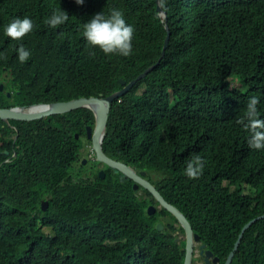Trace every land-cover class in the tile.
I'll return each mask as SVG.
<instances>
[{
  "label": "trees",
  "instance_id": "trees-1",
  "mask_svg": "<svg viewBox=\"0 0 264 264\" xmlns=\"http://www.w3.org/2000/svg\"><path fill=\"white\" fill-rule=\"evenodd\" d=\"M160 6L165 20L157 0H0V108L107 97L159 60L168 26L160 65L110 106L103 151L145 172L224 264L243 227L264 215V146L249 145L253 130L264 137V0ZM113 8L134 29L127 56L83 37L92 14ZM54 11L66 20L50 26ZM25 15L32 30L5 35L3 27ZM20 46L30 52L24 62ZM233 77L248 89H231ZM253 96L256 124L247 116ZM94 123L86 108L0 120V264H184L185 240L173 235L184 231L172 214L119 171L104 166L100 178L98 167L85 168ZM193 155L203 162L194 178L184 171ZM232 264H264V219L246 230Z\"/></svg>",
  "mask_w": 264,
  "mask_h": 264
},
{
  "label": "water",
  "instance_id": "water-1",
  "mask_svg": "<svg viewBox=\"0 0 264 264\" xmlns=\"http://www.w3.org/2000/svg\"><path fill=\"white\" fill-rule=\"evenodd\" d=\"M157 10L161 19L165 20L167 15L166 12L160 6V0H157ZM166 30L167 37L165 39L164 46L161 52V57L159 58V60L154 65L146 69L136 79L132 80L130 83L127 84L124 80H120V84L123 87L121 90L114 92L113 94L107 97H83L66 102H55L49 104L42 103L31 105L28 107L16 106L11 108H0V120L4 121L5 123H9L10 121L31 122L41 120L43 118H48L54 115L66 114L80 108H86L91 110L95 118V123L93 127H87L86 134L87 139L91 142V149L95 155V160L98 163H102L107 167L119 171L120 173L128 177L130 180H132L134 183V191H138L140 187L147 190L158 203V209H166L170 214L175 217L178 222V225L184 231V264H193V261L197 257L202 258L203 264H220L219 257L215 256L214 253L211 250L207 249L206 245L201 242L200 236L194 232L193 227L187 217L177 207L168 203L165 198L159 193L156 187L151 182L145 179V172L142 171L138 173L133 167L121 161L111 159L103 151V141L107 131L110 106L115 100L127 94L133 88L134 85H136L140 80L144 79L151 71H153L160 65L161 60L166 55V50L170 39V31L168 26H166ZM1 90H3L2 85H0V91ZM10 95L11 94L8 93V96ZM40 108L41 110H38ZM76 138H78V135H76ZM86 161L87 160H83V164H85ZM99 177L105 178L106 172L104 170H100ZM48 206L49 202L45 201L42 204V209L46 210ZM155 211L156 208L153 205L149 206L147 210L149 215H152ZM261 219H264V215L251 220L243 227L239 238L235 242L233 250L230 252L224 264H232L235 252L238 250L241 244L244 233L254 223ZM157 229L162 230L163 225L158 224ZM179 240L180 239L177 238L175 241L179 242Z\"/></svg>",
  "mask_w": 264,
  "mask_h": 264
},
{
  "label": "clouds",
  "instance_id": "clouds-1",
  "mask_svg": "<svg viewBox=\"0 0 264 264\" xmlns=\"http://www.w3.org/2000/svg\"><path fill=\"white\" fill-rule=\"evenodd\" d=\"M85 0H76L77 4H83ZM66 20L63 11H54L47 19L50 26H56ZM33 28L32 19L25 15L12 19L3 27L5 35L19 39L29 33ZM133 26L127 23L123 13L113 8L107 15L103 11L96 12L83 25V37L91 45L99 47L105 54L118 53L127 56L132 50ZM17 58L24 62L30 55L28 49L23 46L17 48ZM257 98L250 97L247 103V116L250 124H256L254 119L256 115ZM249 140V145L255 148L264 146V137L259 132H255ZM203 168L202 158L199 155H193L186 161L184 169L189 177H197Z\"/></svg>",
  "mask_w": 264,
  "mask_h": 264
},
{
  "label": "rangeland",
  "instance_id": "rangeland-1",
  "mask_svg": "<svg viewBox=\"0 0 264 264\" xmlns=\"http://www.w3.org/2000/svg\"><path fill=\"white\" fill-rule=\"evenodd\" d=\"M231 80V89H235V88H238L242 91H246L248 89L247 85L243 82H240L238 81L235 77H233L232 79H229ZM174 100V97L172 96V101ZM84 156H82V160H87L86 163L84 164L85 165V168H87L89 165L91 167H99L101 169L104 168L105 165H103L102 163H96L95 164V155L94 153L92 152V149H91V143L88 141L86 142L85 144V148H84ZM91 161L92 164H89V162ZM79 171H82L80 167H77L75 169V172H79ZM86 171V169H83V173ZM90 171V169H89ZM141 194V192L139 193ZM177 227L179 225H176ZM45 232H47V230H45ZM174 236H176L177 238L181 240H184V233H182L181 231H177L176 233L173 234ZM197 264H203V260L201 257H197L196 258V261H195Z\"/></svg>",
  "mask_w": 264,
  "mask_h": 264
},
{
  "label": "flooded vegetation",
  "instance_id": "flooded-vegetation-1",
  "mask_svg": "<svg viewBox=\"0 0 264 264\" xmlns=\"http://www.w3.org/2000/svg\"><path fill=\"white\" fill-rule=\"evenodd\" d=\"M78 137H79V136H78ZM82 151H84V150L82 149ZM98 168H99V167H98ZM100 170H104V169L99 168V171H100ZM99 171H98V172H99Z\"/></svg>",
  "mask_w": 264,
  "mask_h": 264
},
{
  "label": "bare ground",
  "instance_id": "bare-ground-1",
  "mask_svg": "<svg viewBox=\"0 0 264 264\" xmlns=\"http://www.w3.org/2000/svg\"><path fill=\"white\" fill-rule=\"evenodd\" d=\"M38 110H41V108H40V109H38ZM38 110H37V111H38Z\"/></svg>",
  "mask_w": 264,
  "mask_h": 264
}]
</instances>
